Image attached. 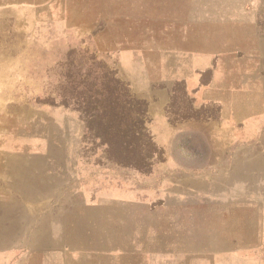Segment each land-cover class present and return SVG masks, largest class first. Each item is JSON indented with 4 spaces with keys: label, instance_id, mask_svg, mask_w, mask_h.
I'll list each match as a JSON object with an SVG mask.
<instances>
[{
    "label": "rangeland",
    "instance_id": "rangeland-1",
    "mask_svg": "<svg viewBox=\"0 0 264 264\" xmlns=\"http://www.w3.org/2000/svg\"><path fill=\"white\" fill-rule=\"evenodd\" d=\"M56 8L39 29H0V102L10 104L6 110L0 109V130L14 134L16 147H33V143L36 147L34 141H26L28 134L50 131L56 121L51 117L54 111H49L45 123L43 114L35 111L45 106L68 114L67 137L55 139L47 148L77 156V193L67 199L68 204L13 206V231L0 220V247L13 245L9 256L16 260L42 259L45 248L54 253V246L63 243H54L49 235L50 217L57 213L68 225L73 220V226L78 216L79 236L63 243L73 250L78 245V253L71 254L73 259L78 254L79 260L122 264H264V249L212 252L209 249L215 246L209 242L217 238L209 234L201 238L168 236L162 207L150 210L122 201H101L99 205L90 201L87 194L92 186L97 195L116 196L123 184L132 186L145 174L108 159L99 140L86 131V118L80 112L86 96L95 89L103 94L113 76L147 103L144 120L149 132L150 101L144 95L147 85L142 74L145 70L157 77L167 71L170 60L166 52L182 47L173 41L177 37L174 31L184 22L193 33L206 26L207 36L225 30L233 31L234 36L237 30L239 57L246 59L242 62L264 71V0H68L64 9L61 6L65 12L60 14L59 6ZM63 99L68 106L62 104ZM188 105L181 89L171 95L172 111ZM55 154L62 165L67 164L64 152ZM88 217L95 219L88 221ZM192 240L202 241V246L194 247ZM66 247L57 246V251ZM5 257L0 253V260Z\"/></svg>",
    "mask_w": 264,
    "mask_h": 264
},
{
    "label": "crops",
    "instance_id": "crops-1",
    "mask_svg": "<svg viewBox=\"0 0 264 264\" xmlns=\"http://www.w3.org/2000/svg\"><path fill=\"white\" fill-rule=\"evenodd\" d=\"M67 2L0 0V29H39L57 6L61 14V6ZM187 24L174 31L177 37L173 42L182 47L167 50V71L157 77L145 70L142 74L147 85L144 95L150 101L148 128L163 150L162 160L154 161L151 172L138 176L132 186L123 184L116 196L97 195L92 186L88 199L96 200V205L122 201L126 206L142 205L150 210L162 207L168 236L201 238L209 234L217 238L209 242L215 246L209 249L212 252L263 250L264 71L242 62L246 59L239 57L237 30L234 36L233 31L226 30L207 36L206 26L193 33ZM178 81L184 85L182 93L189 105L174 112L172 87ZM6 102H0L1 110L9 108ZM36 111L43 114V123L49 111H54L51 117L56 121L50 131L28 134L26 141H34L36 147L34 143L33 147H16L14 134L0 130V220L8 231L15 226L16 204H68L67 199L77 193V156L67 155L68 150L47 148L55 139L67 137L68 114L45 106ZM56 152H64L66 165L61 164ZM65 177L68 180L64 181ZM50 221L49 235L54 243L67 244L68 238L79 236L78 216L74 226L73 220L68 225L57 213ZM62 244L54 246V253L45 248L46 253L37 261L10 258L15 247H0V253L6 254L0 264H122L79 260L78 254L73 259L71 254L78 253V245L73 250ZM192 244L201 247L202 241L192 240ZM57 246L66 250L57 251ZM197 250L201 249L187 251Z\"/></svg>",
    "mask_w": 264,
    "mask_h": 264
},
{
    "label": "trees",
    "instance_id": "trees-1",
    "mask_svg": "<svg viewBox=\"0 0 264 264\" xmlns=\"http://www.w3.org/2000/svg\"><path fill=\"white\" fill-rule=\"evenodd\" d=\"M120 82L111 76L103 94L95 89L83 100L80 112L86 118L85 129L91 137L99 140L98 144L104 147L108 159L148 174L154 158L162 160V149L145 127L147 103L131 94L126 83ZM183 88V83L178 81L172 90L183 91ZM62 104L68 106L67 100L63 99Z\"/></svg>",
    "mask_w": 264,
    "mask_h": 264
}]
</instances>
